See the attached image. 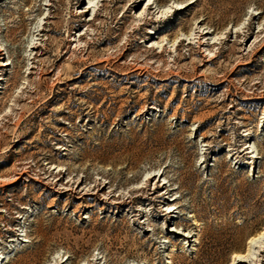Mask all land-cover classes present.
<instances>
[{"label": "rangeland", "instance_id": "rangeland-1", "mask_svg": "<svg viewBox=\"0 0 264 264\" xmlns=\"http://www.w3.org/2000/svg\"><path fill=\"white\" fill-rule=\"evenodd\" d=\"M0 4V264H264V0Z\"/></svg>", "mask_w": 264, "mask_h": 264}, {"label": "bare ground", "instance_id": "bare-ground-1", "mask_svg": "<svg viewBox=\"0 0 264 264\" xmlns=\"http://www.w3.org/2000/svg\"><path fill=\"white\" fill-rule=\"evenodd\" d=\"M2 4H0V6H1ZM186 7V5H184V6H182V7H177V9H175V10H178V9H183V8H185ZM146 9V12H149L150 11V9L152 8L151 7V4L150 3H148L147 5H146V7H145ZM87 11H89V9L87 10ZM170 15H166L165 16V18L167 19L168 17H169ZM152 33V32H151ZM203 33V35H202V37H204L205 36V34H207L208 33V31H205V32H201V34ZM200 38V37H199ZM206 41V40H205ZM208 42V41H207ZM201 44H203L204 43V41H202V42H200ZM206 43V42H205ZM33 47H37L36 45L35 46H33ZM5 49L8 51V47H7V45L5 46ZM2 55H3V53H2V48L0 47V71L2 72V73H4V71H5V66H7V65H9V63L7 62V61H2ZM1 79V78H0ZM247 149V148H246ZM156 177V174H154L153 175V177H151V178H148V180H147V182H150V180H152V179H154ZM163 186H164V184H162V185H158V186H156V188L155 189H159V191H160V189L161 188H163ZM163 195H159V196H157L158 198H163L162 197ZM158 202L160 201V200H157ZM169 207V206H168ZM178 208V207H177ZM176 209V208H175ZM174 210H169L168 212H166V213H163V215H165L167 218H169V217H172V216H170L172 213L171 212H173ZM176 211V210H175ZM263 229V228H262ZM260 233H261V231H260ZM259 233V234H260ZM262 234V233H261ZM184 236H186V237H188V235H186V234H183ZM255 237V236H254ZM198 238H196V240H197ZM21 241H25V239L24 240H21ZM255 241V240H254ZM253 241V238H251L250 240H249V242H248V247H247V253L246 254H242L241 253V251H237V252H235V254H233V256H232V258H231V264H242V263H245V264H253L254 263V259H253V257H251V252H252V248H254L253 247V245L254 244H252V242H254ZM255 243V242H254ZM259 244V243H258ZM256 247V246H255ZM257 248L259 249V252L261 253V255L264 257V244H259L258 246H257ZM242 252H244V251H242ZM10 254V253H9ZM9 254H7V255H9ZM7 255L6 254H4V253H0V260H1V262L3 261V260H6V257H7ZM254 264H256V263H254Z\"/></svg>", "mask_w": 264, "mask_h": 264}]
</instances>
